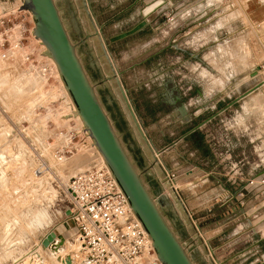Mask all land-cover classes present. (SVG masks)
I'll use <instances>...</instances> for the list:
<instances>
[{
	"label": "rangeland",
	"instance_id": "1",
	"mask_svg": "<svg viewBox=\"0 0 264 264\" xmlns=\"http://www.w3.org/2000/svg\"><path fill=\"white\" fill-rule=\"evenodd\" d=\"M55 2L74 44L92 35L77 48L78 56L135 167L139 172L150 167L143 175L144 181L158 204L161 198L166 199L167 204L161 208L162 212L193 262L264 264V208L258 210L255 201L246 210L247 204L242 206L239 196H231L239 185L245 186L248 179L255 178L257 173H264V88L225 109L235 100L233 94L226 91V84L232 83L234 93L240 94L264 79V24L263 34L254 29L248 40L223 42V46L219 47L220 53H214L216 45L205 47L195 54L173 50L166 52L163 49L174 29L169 30L167 26L161 28L160 22L168 12L177 13L175 4L169 11L161 10L159 6L156 18L159 27L154 31L148 24L133 36L112 41L143 19L150 20L152 13L145 15L144 12L149 0ZM2 7L8 9L9 5L0 3ZM24 15L27 13L24 12ZM32 26L33 23L28 20L27 27ZM101 26L100 36H96ZM28 37L27 51L37 49L44 52L39 40L34 36ZM209 41L208 37L201 36L181 40L189 51L196 43L208 44ZM49 63L53 67L54 64ZM9 70L13 71L9 77L0 73V102L5 110L0 111V264H16L22 259H26L28 264H35L33 259L37 253L46 264H64L63 259L72 256L65 255L68 254L66 252L50 257L49 250H41L42 247L46 248L43 241L48 233H55L75 246L70 248L76 252L75 255L79 252V246L73 241L74 232L67 222L71 201L66 189L71 177L79 170L100 160L92 147L60 160L59 155L64 149L59 127L66 128L67 122L61 117L69 113L70 106L62 85L58 83L54 95L50 96L45 90L43 93L35 87L39 85L38 80L26 75L25 69L15 64L13 70ZM15 77L19 78L10 80ZM194 82L201 83L208 92L217 88L222 96L193 116L190 111L203 102H195L192 108H187L186 104L189 103L182 101L175 84L185 83L186 88H192L190 93H195L197 86H193ZM119 83L122 89L127 90L130 104L147 137L152 140L153 147L155 142L159 146L164 145L221 111L219 116L186 137L188 139L182 144L194 154L192 160L198 167L180 163L178 168L169 171L171 180L168 178L164 158L160 155L155 158L140 135ZM228 94L231 98L226 97ZM257 94L261 101L249 105L250 109H247L246 102L250 103ZM176 97L186 107L188 117L185 119L177 109L178 104L173 105ZM190 97L187 96V99ZM65 118L69 119L67 116ZM72 121L77 130L81 129L78 120ZM40 165L44 166V172L36 175L35 171ZM190 170L197 171L195 179L211 173L220 180L216 182L207 176L202 187L204 193L213 196V208H218L217 215L229 220V205L233 211L231 218L234 221L242 219V228L240 223L226 228L227 238L222 242L227 245L218 250V257L209 240L202 238L199 225L185 212L181 201L185 195H193L190 190L193 179L176 187V182L185 179ZM260 200L263 202V199ZM39 207L46 210L50 220L53 219L49 226L42 229L29 226L31 217H34L32 215L41 210ZM216 246L220 248V245Z\"/></svg>",
	"mask_w": 264,
	"mask_h": 264
},
{
	"label": "built area",
	"instance_id": "2",
	"mask_svg": "<svg viewBox=\"0 0 264 264\" xmlns=\"http://www.w3.org/2000/svg\"><path fill=\"white\" fill-rule=\"evenodd\" d=\"M0 3L9 5L8 9L0 8V63L3 66L0 73L9 77V73L13 72L9 69L13 70L17 64L25 69L26 75L38 80L39 85L35 86L38 90L54 95L58 83L61 85L54 65L43 56V51L26 50L28 35L33 37L34 24L27 27L28 20L33 23L31 13L21 10L22 0H0ZM16 78L19 77L8 79L14 81ZM0 111L5 112L1 102ZM61 119L67 124L66 128L59 127L64 149L59 159H66L91 147L89 139L72 123L73 119ZM43 168L40 165L35 174L42 175ZM249 188L264 189V174L247 181L244 190L239 193L242 206ZM66 191L71 201L67 222L74 232L73 241L79 246L76 259L82 264H161L150 237L133 214L127 198L106 165L98 162L79 171L69 180Z\"/></svg>",
	"mask_w": 264,
	"mask_h": 264
},
{
	"label": "water",
	"instance_id": "3",
	"mask_svg": "<svg viewBox=\"0 0 264 264\" xmlns=\"http://www.w3.org/2000/svg\"><path fill=\"white\" fill-rule=\"evenodd\" d=\"M87 3L89 5V2ZM21 10L31 13L34 24L32 35L40 40L46 48L43 55L51 59L56 65L64 88L74 104V114L80 117L83 123V131L88 134L92 146L104 159L106 167L127 198L133 214L150 237L158 260L161 264H195L162 212L161 208L167 204L166 199L161 198L158 204L144 181L143 175L150 170V167L144 169L143 172H139L135 167L78 56L77 48L85 44L92 35H87L79 44H74L70 39L55 0H22ZM147 25L148 20L143 19L134 28L116 36L112 41L133 36ZM102 28L103 26L100 27V31L96 32V36H100ZM120 87L133 122L155 158L173 148L179 141L195 133L218 115H213L186 132L167 148L157 151L153 147L152 140L147 137L130 104L127 90L122 89L121 84ZM260 87L261 84L254 86L231 102L227 108L235 105ZM176 104H178L177 109L182 114L183 119L188 117L186 107L179 97L174 98L173 105L176 106ZM183 207L189 215L184 204ZM54 237V233L50 234L43 241V245L45 247L53 246ZM61 240L63 241L62 238L60 242ZM60 242L55 241L53 247L58 248Z\"/></svg>",
	"mask_w": 264,
	"mask_h": 264
},
{
	"label": "crops",
	"instance_id": "4",
	"mask_svg": "<svg viewBox=\"0 0 264 264\" xmlns=\"http://www.w3.org/2000/svg\"><path fill=\"white\" fill-rule=\"evenodd\" d=\"M137 1L138 0H136V2ZM156 1L158 0H149L148 4L151 5ZM161 2V10L169 11L174 6V4L178 7L176 14H170V12H168L166 15H164L165 18H163L160 22L161 28L167 26L170 27L169 30H175H173L172 35L167 41L166 47L163 49L166 50V52L173 50L181 53L190 54L191 52L195 54L200 53L205 47L207 48L212 45H216V48L214 47L216 49L214 53H220L219 47L223 46V42L229 43V41L232 39L248 40L254 29H258L259 34H263L262 25L264 24V0H161ZM158 8L159 7L155 9L156 12L155 10L151 12V18L148 21L152 31H154V28L159 27V25L156 24ZM195 36L208 37L210 39V43H204V45L199 44L198 42V44L196 43L195 47L191 49L192 51H189L190 49L185 47L181 40L190 37L194 38ZM258 84H261V87L255 92L264 88V79L252 84L240 94L234 93L235 90L232 83H228V85L226 84V91H230L231 94H233L234 99H236ZM185 85V83H181V85L180 83L175 84V89L180 94L182 101L189 103L186 104L187 108H192L195 102H203L202 105L199 107L195 106L193 107V110L190 111V114L193 116L203 112L210 103L217 101V98L222 96V92L217 88H215L214 91L210 90L208 92L207 89L202 88L203 85L201 83H193V86H197L195 93H190L192 88H186ZM211 85L215 86L214 83H211ZM252 94L248 95L247 97L251 96ZM187 96L191 97L187 99ZM226 97L231 98L229 94L226 95ZM253 99L251 100L252 102L246 103L248 105H252ZM225 109H227V107ZM220 113L221 111L215 113L214 115L218 114L217 116H219ZM181 136L173 138L161 146L157 145L155 142L154 149L157 151H162ZM187 139L188 138L179 141L173 148L160 155L162 158H164L166 170L168 172L178 168L180 163L190 164L194 167H198V164L192 160L194 154L188 152L185 147H182V144L185 142L184 140ZM196 174H198L196 170L188 171L185 175V179L176 182V187L193 179L191 184L192 187L190 189L192 190L193 195L191 197H186L185 195L184 199L181 201L187 208L192 221L199 225L201 234H203L202 238L206 237L209 240L212 247L215 249L213 250L214 254L218 257V250L223 249V247L227 245V243L222 242L223 239L226 240L227 238L225 235V230H227L226 228L232 227L239 223L240 227L242 228V219L234 221L233 218H231L233 211L229 205V220L221 217V215H217L218 208H213V196L211 197L208 196L207 193H204L202 187L206 182L205 178L207 176L211 177L216 182H219L220 180L217 177L212 176L211 173L208 175H201V177L195 179L197 176ZM257 174L255 177L264 173ZM251 178L253 177H250V179ZM239 186L240 187L236 188L235 191L232 192L231 196L240 197L238 193L244 190V185ZM260 199H263V202H261ZM255 201H257L256 208H258V210L259 208H264V189L251 190L249 188L245 198V203L247 204L246 210H248V208L251 207ZM251 210L249 212H251ZM216 245H220V248H218Z\"/></svg>",
	"mask_w": 264,
	"mask_h": 264
},
{
	"label": "bare ground",
	"instance_id": "5",
	"mask_svg": "<svg viewBox=\"0 0 264 264\" xmlns=\"http://www.w3.org/2000/svg\"><path fill=\"white\" fill-rule=\"evenodd\" d=\"M162 4V2H161V0H158V1H156V2H154L153 4H151V5H149V6H147L146 8H145V15H147V14H149V13H151L153 10H155L157 7H159L160 5ZM39 42L42 44V42L39 40ZM45 47H44V51H45ZM223 52V51H222ZM44 53V52H43ZM234 53V52H233ZM237 53V52H236ZM44 56V55H43ZM45 57V56H44ZM208 57V56H207ZM47 59H49L48 57H46ZM53 64H54V62L51 60V59H49ZM54 66H55V69H56V72H57V75H58V77H59V73H58V71H57V68H56V65L54 64ZM222 71V70H221ZM207 73V72H206ZM205 73V74H206ZM208 74V73H207ZM59 80H60V83H61V85H62V89L64 90V92H65V95H66V97H67V99L69 100L68 102H69V113L66 115L69 119L71 118V119H76V120H78L79 122H80V124H81V130H82V132L85 134V137L86 138H88L89 139V141H90V145H91V147H92V149L96 152V154H97V156H98V158H99V160H100V162L101 163H103L104 165H105V163H104V159L102 158V156L100 155V153L96 150V148L94 147V146H92V142H91V140H90V137L88 136V134L86 133V132H84L83 131V123H82V121H81V119H80V117L79 116H77V115H75L74 114V112H75V107H74V104H73V102L71 101V99H70V97H69V95H68V93L66 92V90H65V88H64V85H63V83H62V81H61V79H60V77H59ZM258 96L259 95H257V96H255V98L253 99V103H258L259 101H261V98H260V100L258 99ZM258 101V102H257ZM252 102V101H251ZM259 104V103H258ZM254 105V104H253ZM256 106V105H255ZM245 107L247 108V109H250L249 107V105L246 103L245 104ZM253 108V107H252ZM66 116H64V117H66ZM239 117V116H238ZM66 119V118H65ZM67 120V119H66ZM20 140V139H19ZM19 140H18V142H19ZM22 143H23V141H22ZM20 144V143H19ZM22 147V146H21ZM20 155V154H19ZM18 155V156H19ZM22 155V154H21ZM4 157L2 156L1 157V159H3ZM80 169V168H79ZM76 170H78V168H76ZM75 170V171H76ZM82 170V169H81ZM81 170H79V171H81ZM24 172V171H23ZM1 174V173H0ZM2 174H4L5 175V172L3 173L2 172ZM4 175H2V176H4ZM3 179H4V177H3ZM40 208V207H39ZM30 209H32V208H30ZM41 209V208H40ZM38 210V209H37ZM34 211V210H33ZM22 212V211H21ZM25 212V211H24ZM29 212H31V210L29 211ZM26 215V214H25ZM30 215V214H29ZM28 215V216H29ZM22 216H23V213H22ZM21 216V217H22ZM32 216H34L33 217V219H32V217H31V223H30V225L29 226H35V227H37V228H43V227H46L47 225L49 226V224L51 223V220H53V219H51L50 220V218H49V216H48V214H47V212H46V210H44V209H41V210H38V211H36V213L34 214V215H32ZM19 217V216H18ZM51 217V216H50ZM17 218V217H16ZM23 218H24V216H23ZM22 218V219H23ZM15 219V218H14ZM20 219V218H19ZM26 220H27V218H26ZM25 220V221H26ZM28 220H30V219H28ZM17 221V220H16ZM26 222H29V221H26ZM12 224H13V222H12ZM9 225V224H8ZM7 225V226H8ZM28 226V227H29ZM9 227V226H8ZM10 228V227H9ZM8 229V228H7ZM12 229V228H11ZM39 230V229H38ZM50 234H52V233H48L47 234V236L46 237H48ZM55 234V233H54ZM60 239H61V237H58L57 235H55V237H54V242L56 241L57 243H59L60 242ZM63 239V241L61 240V242H60V246L58 247V248H54V247H52V246H48V247H46V248H43L42 246V251H45V250H49V256L50 257H55V256H57V255H59L60 253H66V252H68V254L66 253L65 255H70V256H72L73 258H74V261L76 262V264H80L79 262H78V260H76V255H75V251L74 250H71L70 248H74L75 246L74 245H72V244H70V242H69V240L67 239V238H62ZM53 242V243H54ZM67 248H69L70 249V251H67L66 249ZM72 248V249H73ZM46 251V252H47ZM35 253H37V252H35ZM45 253V252H44ZM72 253V254H71ZM47 254V253H46ZM29 255H31V254H29ZM48 255V254H47ZM157 256V255H156ZM29 258H30V256H28ZM28 257H27V259H28ZM72 257H68V258H66V256H65V258L66 259H63V263L64 264H73V259H72ZM29 260V259H28ZM62 260V259H61ZM33 261L35 262V264H46V262L44 261V259L40 256V254L39 253H37L35 256H34V259H33ZM60 261V260H59ZM58 261V262H59ZM28 261L26 260V259H22L21 261H19V262H17L16 264H28L27 263ZM31 264V263H30ZM33 264V263H32Z\"/></svg>",
	"mask_w": 264,
	"mask_h": 264
}]
</instances>
